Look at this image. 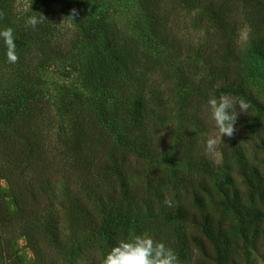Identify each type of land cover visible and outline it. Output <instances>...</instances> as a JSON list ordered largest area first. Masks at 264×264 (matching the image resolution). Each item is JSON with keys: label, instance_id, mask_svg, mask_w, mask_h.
Instances as JSON below:
<instances>
[{"label": "trees", "instance_id": "16d2710c", "mask_svg": "<svg viewBox=\"0 0 264 264\" xmlns=\"http://www.w3.org/2000/svg\"><path fill=\"white\" fill-rule=\"evenodd\" d=\"M128 1L33 0L37 8L19 17L18 0H0V30L13 29L19 56L18 63H8L0 39V178L7 182L15 207L13 214L0 211V230L5 222L17 220L35 264H54L43 246L58 254L69 249L62 236L65 217L70 231L94 238L77 246L79 264H103L112 248L126 240L115 224L143 210L149 223L161 218L176 226L172 242L164 244L177 258H185V264H248L250 251L264 263V167L247 155L249 147L264 154V106L245 84L243 57L237 51L241 25L236 22L242 16L249 26L248 54L264 65V0H132L141 14V23L134 20L136 30L147 31L166 62L175 60L178 65L183 56L188 73L193 69L201 75L192 80L176 70V88L185 91L179 119L200 134L178 138L173 155L176 161L184 159L186 173L176 178L177 183H165L164 174L139 162L158 160L169 152L161 132L173 126L167 119V96L158 82L149 80L154 68L144 63L143 54L132 52V38L112 20L121 2ZM165 2L173 3L171 10ZM55 7L59 13H54ZM177 8L188 17L198 10L193 21L204 23L202 29L211 36L192 44L187 55H181L184 51L167 33ZM180 13L176 21H181ZM31 16L42 20L35 30L25 23ZM66 60L72 61L71 70L58 74L75 78L71 92L63 84L58 94L43 91L42 73ZM208 85L215 96L229 95L250 105L247 113H239L235 127L241 133L249 131L253 143L242 148L224 139L218 154L225 163L207 156L206 113L188 103L190 96L203 98L201 89ZM128 91L133 93L126 98ZM106 126L113 127L108 131ZM50 157L62 161L59 177L67 201L60 202L38 229L28 225L29 219L37 215L43 184L52 190L58 178ZM24 171L40 175L41 187L18 177ZM165 184L172 186V195ZM3 202L0 194V210Z\"/></svg>", "mask_w": 264, "mask_h": 264}, {"label": "rangeland", "instance_id": "374dc122", "mask_svg": "<svg viewBox=\"0 0 264 264\" xmlns=\"http://www.w3.org/2000/svg\"><path fill=\"white\" fill-rule=\"evenodd\" d=\"M168 1V0H166ZM173 2V0H170ZM35 2V0H34ZM19 7H15V11L18 13L19 17H26V12L30 11L32 7H36L37 5H32L33 0H18ZM56 6V5H55ZM164 6L168 9H172L173 3H164ZM55 11L54 13L58 12L59 10L53 8ZM179 8H177L176 13H180L181 11H178ZM53 13V11H50ZM59 13V12H58ZM93 13V12H92ZM172 13H175L173 11ZM175 13L176 17L172 18L170 22L168 23L167 33L169 36L173 37L174 40L178 42V46L181 51V55H187V53L191 52L192 44L198 45L202 44L208 40H210L211 36H207L205 31L202 29V24L200 21H193L195 15L198 13V10L191 13L188 16L180 13L182 15V19L178 21L177 20V14ZM141 14L138 10L137 3L135 1H128L125 2L118 10V14L113 16V22L115 23V26L123 32L125 37L132 38L131 41L135 44V49L132 50V52L136 53L140 57L143 56V59H146L144 62L145 64L151 65L154 69L152 70V73H149V80H153L158 82V85L161 86V90L163 94L167 96V103L168 105L166 107V110H168L167 119L172 124L173 130L167 131L166 133L161 132L162 139L164 143H166L167 150L169 149V152H164L161 156H159L158 160L145 162V161H139L141 164H145L144 167L148 169V167H152L151 170L153 172L157 171L158 173L164 174V182H173L177 180L176 178L179 177L181 174L186 173L185 168V161L184 159L181 161H176L175 156L173 155L175 149H177V146L179 144L178 138H184V135H192L196 134L197 137H200L199 132L196 130V127L191 124H185L183 121H180V99L182 98V95L185 91H183L181 88H176V84L178 82V76L177 71H184L185 75H188V78L195 80L200 76L199 72H194L193 69L188 73V65L186 66L185 63H187L186 60H184L182 63V58L179 60L180 63L177 65V61L171 60L170 62H166L165 57H162L161 51L156 48L155 45L151 43L152 38L147 34V31H138L135 28L134 20L139 19L141 23ZM62 18V15H61ZM92 19V16H90ZM191 18V20H190ZM198 18V17H196ZM242 16L240 18H237L236 22H238V25H241L238 27L237 30V37H238V48L237 51L240 52V54L243 57V77L245 84L247 88L251 91V95H253L260 104H263L264 106V65L261 61L257 60L253 56L248 54L249 49V38L251 35V30L249 26L242 21ZM92 21V20H89ZM194 24L190 26V24ZM142 28H144L143 25H140ZM244 31L246 33V38H241V32ZM149 60H151L149 62ZM63 65L51 67L48 70V72L42 73V80L44 82L43 91L45 89H48L51 91L52 94H58L60 86L62 84L67 87V90L72 89L75 84V78H63L60 76L59 71L62 72L64 68L67 69V71L71 70V67L73 66L72 61L66 60ZM177 65V66H176ZM181 67L185 68L182 69ZM53 69V71H51ZM57 72V73H56ZM180 82V81H179ZM69 88V89H68ZM129 90V89H128ZM203 92V98L201 97H195L190 96L188 97V103L189 105L195 107H202L201 113H206L205 115V125H206V137L208 138L209 135L218 134L217 130L214 127V122L210 120L209 112H208V101L210 98L215 97L219 98L220 96L224 94H220L218 96H215L212 91H210L209 85L204 87V89H201ZM71 92V90H69ZM133 92H135V89L133 88ZM128 91V94L126 95V98H129L130 95L133 93ZM206 92L207 95L204 93ZM50 93V94H51ZM209 94V95H208ZM58 96L55 95V98ZM232 98V96H230ZM235 102V100L233 99ZM109 103V101H108ZM96 114V113H95ZM168 122V123H169ZM182 122V123H180ZM107 127V126H106ZM111 127H107L106 129L109 131ZM178 127L182 131H178ZM236 131L234 133V136L229 138L227 136L223 137L222 139H228L230 140L229 144L235 143L238 145V147L247 148L253 143V137L251 136L249 131H243L242 133L239 131L238 128H236ZM118 130H120L119 126L116 127V131H114L112 134L116 136ZM39 136L42 137V127H39L38 130ZM177 135L179 137H177ZM200 141L198 140V144ZM219 147V145H218ZM218 147H217V153H218ZM198 148V147H197ZM249 152L247 153L249 159L253 163H258L261 167H264V163H261L264 161V154L261 152H258L256 148L251 149L249 147ZM205 150V147H204ZM207 156L210 158V155L207 154ZM54 158L55 161V167L53 170V173L55 175V179L57 178V182L55 183L52 190H48L47 188H44V184L42 187V192L40 194L41 201L39 203V208L37 209V215L31 216L29 219L28 225H31L32 227H37L40 229L42 227V220H46L47 215L55 210H58L59 203L61 204L63 202L67 201V197L65 192L63 191V184L64 180L62 181L61 177V170L60 167L62 164V161H58V157H50ZM211 158L218 162V163H225L223 158L220 156V154L216 156H211ZM232 164V162H226V165ZM58 166V167H57ZM148 171V170H146ZM37 173H31L29 171L23 172L22 175H19L18 177L22 178V180H26L29 182L31 181V184L33 183L34 187L37 189L40 185H42L44 179H41L40 175H36ZM145 174H149L148 172H145ZM33 176H35V180H32ZM25 181V182H26ZM140 181V180H139ZM136 182V181H135ZM145 181H143V184ZM25 183L24 185H26ZM166 185V184H165ZM211 185V184H210ZM141 186V183H140ZM145 185H142L141 188H144ZM166 190L169 192L170 195H172L171 185H166ZM0 194L3 196V204L0 211L6 210L8 214H13L15 212L14 204L9 197V187L7 185V182L5 179L0 178ZM245 200H247L245 198ZM259 205V201L256 202ZM63 215V212H61ZM66 215V212L64 213ZM6 215H3L5 218ZM64 227H62V236L63 239L66 241V243L69 244V249L62 253H57L55 250L50 248L49 246H43L48 258L53 259L54 264H79L78 259V252L76 251L77 246L80 244H85L87 242H90L91 239L94 240V238L84 237L81 236L82 234H78L74 231H70V226L67 225V219L64 217ZM25 224V223H23ZM3 231L0 230V264H35V256L33 251L30 249V247L27 245L24 236L22 235V231L20 229L21 223L17 220L9 222H5ZM115 226L118 228V231L122 234V237H124L126 240L133 238L134 236L140 235L144 236L147 235L151 237L154 241L157 242H172L171 238H174V229L176 228L175 225L165 223V221L161 218H157L156 222L149 223L146 218V214L143 210H140L137 212V214L131 218L129 221H120L115 224ZM129 233H125V232ZM104 235H101L98 239H102ZM173 250V249H172ZM250 263L251 264H264L252 251H250ZM185 258H177V264H185ZM248 263V264H250ZM246 264V263H243Z\"/></svg>", "mask_w": 264, "mask_h": 264}, {"label": "clouds", "instance_id": "9594fccd", "mask_svg": "<svg viewBox=\"0 0 264 264\" xmlns=\"http://www.w3.org/2000/svg\"><path fill=\"white\" fill-rule=\"evenodd\" d=\"M77 10H72V16L77 15ZM42 20L36 16H31L26 20V26L35 30ZM241 38H246V33L241 32ZM0 39L6 46L7 62L18 63L19 56L16 53V43L11 27L0 30ZM250 105L243 99L234 102L229 95H222L218 99L212 97L208 101V112L210 120L214 122V127L218 134L209 135L205 144V152L210 156H216L218 145L223 142V137L234 136L235 124L239 113H247ZM239 108V112L237 111ZM165 204L172 206V201L167 197ZM103 264H177V257L172 249L165 246L163 242L154 241L151 237L134 236L128 240H120L118 244L104 259Z\"/></svg>", "mask_w": 264, "mask_h": 264}]
</instances>
